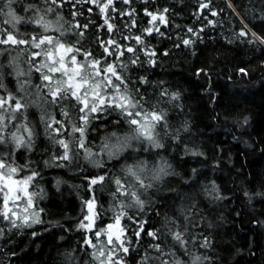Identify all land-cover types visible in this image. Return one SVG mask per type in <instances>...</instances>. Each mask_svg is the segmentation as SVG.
Returning a JSON list of instances; mask_svg holds the SVG:
<instances>
[{
  "label": "trees",
  "instance_id": "trees-1",
  "mask_svg": "<svg viewBox=\"0 0 264 264\" xmlns=\"http://www.w3.org/2000/svg\"><path fill=\"white\" fill-rule=\"evenodd\" d=\"M28 2L38 3L41 8L48 6L43 0ZM59 3L57 0V5H51L56 9L54 13H40L45 21L53 22L48 32L30 23L19 24L13 29L11 24L4 23L9 19L4 13H0V29L12 30L20 34V38L37 33L49 35L66 46L74 45L82 51L92 52L94 58L102 60L101 67L115 63L117 71L130 81L129 91L135 95L134 90L139 89L146 110L166 113L167 127L162 122L155 129L163 147L133 141L136 150L129 149L118 160L110 159L102 151L106 139L112 133L121 137L130 133L129 125L119 111H110L102 116L94 114L100 118L91 120L85 133V148L92 154L90 160L102 166H94L85 159V150L73 143L79 133L72 134L71 124L67 121L65 131L57 139L69 142L73 153L79 152V156H74L71 163L53 160V156H59L64 149L49 139L41 115L46 111L51 117L64 120L60 106L38 99V90L34 86L41 83L39 73L33 70L30 78H20L21 81L30 80L26 91H18L17 78L9 74L13 67L27 72L31 54L41 49L30 45H0V65L3 66L0 71L8 91L18 99L23 97L22 103L36 100L42 105V108L28 107L27 120L13 121L5 135L16 131L13 125L21 123L34 130V151L28 153L21 149L16 153L15 162L17 165L30 162L31 169L22 172L20 177L30 174L31 170L38 171L39 176L30 191L43 190V198L36 199L37 207L43 209L40 213L43 223L11 232L7 230V222L0 223V227L5 228V236L0 238V264H95L81 250L83 238L91 233L78 227L84 215L83 202L92 196L89 181L100 175L106 177L103 185L94 186L99 212L95 228L103 229L114 224L120 203L127 204L131 199L119 194L113 198L114 180L119 178L126 186L135 184L134 178L122 169L141 161H147L148 171L138 174L145 184L151 183L153 187L147 190V195H141L146 201L143 211L124 209L127 216L145 221L144 232L137 241L133 231L138 226L127 216L121 220L131 241L126 264H140L145 251L156 255L148 248L156 241L146 233L157 229L166 231V219L177 222L176 225L169 223V228L178 226L182 229L187 223L189 233L198 241L205 236L209 238L211 247L207 249L193 245L191 241L188 244L189 252L208 258L202 259V264H264V43L251 35L238 36L246 25L251 32L264 38V0H212L211 10L217 11V16L210 15L209 10L198 16V0H148V3L132 0L130 5L117 0L118 11L136 10L137 26L131 30L125 28L123 24L129 18L120 17L118 12L109 9V14L115 17L113 22L120 28L115 39L121 45L136 48L140 46L134 40H124L123 36L140 35L142 29L150 26V17L144 15L145 8L151 12L169 9L167 26L156 22L164 35L153 32L151 36H144L147 47L156 53L153 57L155 65L145 62L144 54L139 51L137 55L142 65L131 64L130 59L134 57L127 52L119 59L112 56L103 60V48L98 40L107 41L109 34L106 29L98 28L103 24L99 9L89 4L74 6L72 0H63V7H58ZM89 7L93 9L91 13ZM76 11L83 14L74 17L72 13ZM208 20L214 21V25L208 24ZM89 21L94 23L87 29L75 27L77 23L82 26ZM188 28H193L198 37L187 33ZM80 31H84L83 37L78 35ZM182 38H190L194 43L184 46ZM72 54L75 53L68 56ZM43 59V56L37 57L35 63ZM77 60L82 62L83 57L77 54ZM10 61L12 67H9ZM121 64H126L127 68L120 67ZM141 77L146 78L147 83H141ZM162 90H166L164 96L160 95ZM46 91H39V96L44 97ZM0 94H3L2 90ZM173 95L178 98L173 99ZM72 103L75 101H65L64 106L72 121L79 125L82 122L76 119ZM5 150V146L0 145V151ZM165 161L170 165L168 172L173 174L154 180L153 171ZM57 164L64 166L57 167ZM213 187L215 191L209 194ZM33 232L37 235L33 236ZM168 243L171 245L170 237ZM91 251L87 249V252ZM69 252L74 258L72 262L66 260ZM166 258L169 264L176 259L191 264V257L179 252Z\"/></svg>",
  "mask_w": 264,
  "mask_h": 264
},
{
  "label": "snow or ice",
  "instance_id": "snow-or-ice-1",
  "mask_svg": "<svg viewBox=\"0 0 264 264\" xmlns=\"http://www.w3.org/2000/svg\"><path fill=\"white\" fill-rule=\"evenodd\" d=\"M116 2L117 0H72L74 6L76 4H89L95 5L99 9L103 24L98 25V28L106 29L109 34L107 41L98 40L100 47L103 48V53L101 54L103 60H107L108 57L112 56H116L119 59L127 52L133 54L134 58L130 59L131 64L142 65L143 62L140 56L137 55L139 51L144 54L146 58L145 62L155 65L156 61L153 57L156 53L147 47L144 36H151L153 32L160 36L164 35L156 22L159 21V24L167 26L169 9L164 8L159 12H151L145 8L144 15L150 17L148 21L150 26L142 29L140 35L123 36L124 40H134L135 44L140 46L136 48L121 45L115 39V33H119L120 28L113 22L115 17L109 14V9L113 13L118 12L120 17L127 16L129 18L123 24L125 28L131 30V28L137 26L135 19L136 10L133 8L131 11L123 9L118 11L115 7ZM119 2L130 5L132 0H119ZM211 2L212 0H198L197 15H203L204 10H209L210 15L217 16L218 12L211 10ZM145 3H148V0H145ZM43 4L48 6L41 8L38 3L28 2V0H0V13H4L9 17L4 23L11 24L13 29L19 24L30 23L42 28L43 32H48L53 22L45 21L44 16L40 15V13L41 11L54 13L56 9L51 7V5H57V0H43ZM228 6L232 7L231 4ZM58 7H63V0H60ZM92 10L91 7L88 8L89 13ZM19 13H24L25 15H20ZM82 14L81 11L72 13L74 17ZM204 18L207 19V16H204ZM55 23L58 24L59 19ZM91 23H94V21H89L82 26L77 23L75 27L87 29ZM208 24L214 25V21L208 20ZM55 30L58 31L59 29ZM200 31L202 32L203 28ZM187 33L198 37V33L193 28H188ZM78 35L83 37L84 31H80ZM249 35L254 37L255 40L264 43V38L251 32L250 29H247L246 25L238 33L240 37H247ZM181 43L184 46H189L194 41L190 38H182ZM0 45H30L32 48L41 49V51L31 54L29 58L30 68L27 72L13 67L12 72L9 74L17 78V90L26 91V87L30 85V80L21 81L20 78L25 76L30 78L33 70L39 73L41 83L34 86L38 90V99H43L45 104L60 106V114L64 117V120H57L55 117L48 115L46 111L41 115V122L45 126L49 139L64 149L63 153L59 156H53V160L71 163L74 156H79V152L73 153L69 142H66L64 139H57L65 131V121H67L71 124L72 134L79 133V138H74L73 143L78 145L80 149L85 150V159H89V162L94 164V166H102L99 162L90 160L92 154L85 148V133L91 120L100 118V116L94 114L102 116L106 112L110 113V111H119L123 121L130 128V133L123 137L112 133L102 145V151L110 159L114 158L118 160L129 149L136 150L133 141L137 144L147 142L148 145L155 148L163 147L158 139L159 133L155 132V129L162 122H164V127H167L166 113L146 110L142 103L144 97L140 94L139 89L134 90L135 95L129 91L130 81L121 72L117 71L115 63H107L104 67H101L102 60L94 58L92 52L82 51L74 45L66 46L58 39H54L49 35H43L42 33H37L29 38H20V34L12 30L0 29ZM121 48H123V51H121ZM70 53L75 54L69 57L68 54ZM77 54L83 57L82 62L77 60ZM41 56L44 57L43 61L38 64L35 63L36 58ZM12 64L13 62L10 61L9 67H12ZM120 67L126 69L127 65L121 64ZM2 68L3 66L0 65V69ZM240 71L244 72L243 69ZM245 74L247 73L245 72ZM140 82L147 83V80L141 77ZM44 89H47L45 96L40 97L39 91ZM0 90L3 91V94H0V145H4L6 149L5 151H0V223L7 222V230L11 232L13 229L31 228L35 224L43 223L40 218V213L43 209H39L36 205V199L43 198V190L41 189L38 192L29 191L33 181L39 176V172L31 170L30 174L20 177L22 172L31 169V163L17 165L15 162L16 153L21 149L28 153L34 151L36 133L26 123L13 125L16 131L8 135H5V132L13 121L19 118L27 120L26 109L28 107L35 105L42 108V105L36 100L31 103H22L23 97L18 99L11 91H8L7 86L3 82L2 71H0ZM165 94L166 90H162L160 93L161 96ZM136 96L140 98L136 99ZM172 98L176 99L178 97L173 95ZM65 101H75V103L71 104V109L77 113L76 119L82 123L78 125L72 121L69 110L64 106ZM178 138L177 135L176 139ZM144 150L147 151V148ZM45 163L48 162L46 161ZM56 166L62 167L64 165L57 164ZM168 168H170V165L165 161L164 164L155 168L152 178L160 180L162 176L173 174L168 172ZM122 170L126 171L128 176L133 177L136 183L126 186L119 178L114 180L116 190L112 193L113 198L115 199L117 194L131 198L127 204L120 203V210L115 212L114 215V224H108L103 229L95 228V221L99 216V212L96 210L94 186L97 184L103 185L106 179L104 175L90 179L89 190L92 192V196L90 199L84 201L82 205L84 215L78 227L86 233H91V235H86L83 238L81 250L95 264H126V257L130 252L131 241L127 236V230L121 226V220L127 216L124 209L137 208L139 211H143L146 201L141 199V195H147V190L153 187L151 183L145 184L138 174L139 172L148 171L147 161H141L138 165L128 166ZM140 190L143 191L141 192ZM214 191L215 188L213 187L209 190V194ZM181 214L183 215V210H181ZM127 219L138 226L134 229L133 234L137 238V241H139L141 233L144 232L145 221L137 220L132 216H127ZM184 219L188 221L187 216ZM169 223L173 225L177 224L176 221L166 219V231L162 232L160 229L147 231V236L156 241L155 243H150L148 248L156 253V255H151L145 251V254L141 256L140 264H169V260L166 257L175 256L176 252H179L183 256H190L191 264H202V259H208L207 257L202 258L201 256L194 255L188 249L190 241L193 245H198L200 248H210L211 241L208 237L205 236L202 241H198L195 236L189 233V225L187 223L182 229H179L178 226L176 228H169ZM192 226L195 227L196 225L193 224ZM32 235L35 236L37 233L33 232ZM4 236L5 228L0 227V238ZM102 236L106 237V239L102 240ZM169 237L171 245L168 243ZM94 239L96 240L95 243L93 242ZM88 248L93 251L87 252ZM12 255L15 256V253L13 252ZM66 260L69 262L74 260L71 252L66 253ZM173 264H187V262H181L179 259H176L173 261Z\"/></svg>",
  "mask_w": 264,
  "mask_h": 264
},
{
  "label": "rangeland",
  "instance_id": "rangeland-1",
  "mask_svg": "<svg viewBox=\"0 0 264 264\" xmlns=\"http://www.w3.org/2000/svg\"><path fill=\"white\" fill-rule=\"evenodd\" d=\"M17 178H20V177H17ZM29 191H30V188H29Z\"/></svg>",
  "mask_w": 264,
  "mask_h": 264
}]
</instances>
